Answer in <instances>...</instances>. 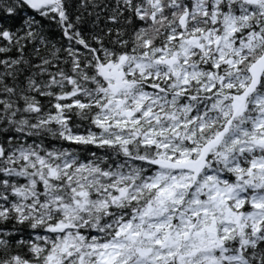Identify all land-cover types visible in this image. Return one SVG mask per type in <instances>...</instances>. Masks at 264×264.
<instances>
[{
	"label": "snow or ice",
	"instance_id": "snow-or-ice-1",
	"mask_svg": "<svg viewBox=\"0 0 264 264\" xmlns=\"http://www.w3.org/2000/svg\"><path fill=\"white\" fill-rule=\"evenodd\" d=\"M0 264H264V0H0Z\"/></svg>",
	"mask_w": 264,
	"mask_h": 264
}]
</instances>
